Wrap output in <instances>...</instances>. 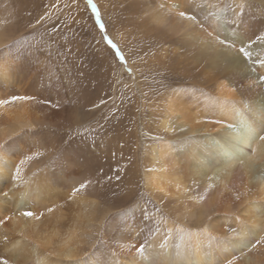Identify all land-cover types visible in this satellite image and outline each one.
<instances>
[{
    "label": "bare ground",
    "instance_id": "1",
    "mask_svg": "<svg viewBox=\"0 0 264 264\" xmlns=\"http://www.w3.org/2000/svg\"><path fill=\"white\" fill-rule=\"evenodd\" d=\"M161 1L162 6L157 0V7L152 9L149 2L143 0L146 14L155 26L173 33L178 43H185L186 48L190 49L188 54L191 59L198 61L194 67L182 68L181 72H186H183L185 75L182 77L187 76V72L193 68L202 66L213 84L211 95L188 89H178L169 94L168 107L158 125L161 141L149 147L152 148L154 169L146 178L147 186L161 195L162 199L167 198L162 194L176 196L181 202L182 211L175 216V222L168 219L151 222L144 215L134 223L131 217L135 221L137 216L133 211L118 215L109 224V229L114 225L116 228L106 232L109 240L107 246L113 250H104L105 256H99L96 249L87 258L77 262L74 259L78 257L80 249L76 239L84 241L85 235L77 236L74 230L59 234L55 228H49L45 232H37V240L30 246L33 263L21 264H83L84 260H88L89 264H149L136 252V248L145 240L149 244L145 255L150 258L151 264H226V256L235 258L238 264H264V259L259 258L260 255L264 257V244L256 248L248 245L241 251L232 231L239 230V223H243L247 226L249 237L264 235V140L260 139V136H264V83L259 80L260 76H264V67L256 63L258 59L264 58V44L253 43V60L247 64L239 63L226 46L215 41L212 44L203 43L207 34L179 16L181 11L196 15L207 33L239 46L240 37L247 36L255 40L258 29L264 27V0H229L234 6L231 9L222 8L218 0ZM74 2L81 6L79 11L73 7V15L82 27L91 16L82 10V2L71 0V3ZM7 11L8 5L0 0V99L39 95L37 102L34 99L17 101L0 107V143L12 145L8 155L0 153V191L8 193L7 198L0 197V219L11 216L10 220L0 225V234L14 236L11 245L20 252L23 245H27L24 239L32 237L34 230L30 227L32 218H25L19 212H35L30 205L39 206L37 215H43L36 218L35 227L41 219L57 217L60 209L55 206L56 195L68 184L78 187L83 179L72 177L77 175L74 169L71 172L67 170L66 158L48 163L50 157L45 165L38 166L40 146L35 140L29 139L27 130L35 122L53 124L62 120L64 111L59 105L61 92L58 88H63L65 83L61 77H58L59 82H55L52 78L55 75L51 76L50 70L41 71V64L37 62L39 58L33 60L23 49L10 45L13 21ZM102 14L105 15L104 12ZM98 46L103 54L106 53L105 45L100 43ZM253 68L255 70H251ZM131 70L129 72L135 76ZM161 70L166 77L160 78L176 82L174 73L179 75L175 72L179 70L170 67ZM166 71L172 74L167 77ZM92 97L97 103L103 104L96 95ZM125 102H120L118 106ZM125 106L120 107L123 109L109 108L114 116L125 121L119 126L123 131L129 127L126 115L130 112L125 110ZM242 122L253 129V134L243 140L239 138ZM229 124L233 125L232 129L227 127ZM111 128L105 131L110 134L107 156L124 157L127 150L123 147L127 143L122 141L120 143L124 146L115 148L116 141L121 139L114 137H119L121 133L120 129L116 130V124ZM11 133L17 135L4 141L7 134ZM225 141L235 145L228 159L217 147ZM29 149L34 159L24 165L21 180L13 185L10 175L15 171L14 165L18 163L19 157L12 153L28 152ZM86 191L80 192L79 206L91 215L95 202L87 197ZM8 201H14V205L8 204ZM65 204L69 205L64 200ZM15 233H19L20 237H15ZM210 237H218L219 240Z\"/></svg>",
    "mask_w": 264,
    "mask_h": 264
},
{
    "label": "rangeland",
    "instance_id": "2",
    "mask_svg": "<svg viewBox=\"0 0 264 264\" xmlns=\"http://www.w3.org/2000/svg\"><path fill=\"white\" fill-rule=\"evenodd\" d=\"M78 1L84 6V0ZM147 1L152 9L157 7V0ZM218 1L224 9L234 7L229 0ZM3 2L8 5L7 12L13 21L9 36L10 45L23 49L33 60L35 57L39 58L37 62L41 64V71L50 70L51 76L55 75L52 77L55 82H59L58 77H61L65 83L63 88H58L61 92L59 105L64 111L62 120L53 124L35 122L27 130L28 135L30 133L29 139L35 140L40 146L41 159L38 166L45 165L50 157L52 158L48 163L66 158L67 170L71 172L74 169L77 175L72 177L82 178L83 182H87L86 195L95 202V209L90 215L86 209L79 206L78 198L82 195L77 193L70 197L73 186L68 184L58 194L61 196L65 192L66 194L61 196L65 199H60L58 195L55 197V206L60 209L57 217L41 219L42 221L36 223V227V217H32L30 227L34 230L33 236L24 239V244L27 245H23V251L19 252L12 247L14 236L0 234V256L9 259L10 264L33 263L30 246L37 240V232L55 228L59 234L65 230H74L77 236L85 235L84 241L76 239L80 249L78 257L74 259L77 262L87 258L96 249L99 256H105L104 250H113L107 246L109 240L106 232L111 220L118 215L133 211L137 219L132 221L134 218L131 213L129 217L134 223L144 215L145 219L151 222L165 219L175 222V216L182 211L181 202L176 196L167 194H162L167 197L162 199L161 195L147 186L146 178L153 173L152 148L149 147L161 141L158 125L168 107L169 94L178 89L212 94L213 84L202 66L188 71V78L182 77L185 75L183 72L186 73L181 72L183 69L198 64V61H193L188 54L190 49L186 48L185 43L174 40L173 33L163 31L152 23L146 14L143 0H93L98 6L109 38L117 44L123 55L125 54L127 68L135 72L133 76L114 58L113 50H110L106 43L100 42L99 25L95 24L91 9L87 11V16L91 18L89 17L81 27L73 15V8L66 7L72 4L71 0ZM162 3L160 0L161 6ZM262 33L264 27L258 29L255 37ZM112 34L114 36H111ZM100 43L105 45L107 50L104 54L98 46ZM37 62L34 64L37 65ZM168 67L179 70L175 71L179 75L174 73L176 82H169L161 73L162 68ZM168 74L172 73H167V77ZM162 76L165 77L160 78ZM94 95L99 97L101 102H107L102 105L97 103L92 97ZM31 97H35L36 102L39 99L37 94H32ZM120 102L126 104L118 106ZM96 104L100 106L93 107ZM121 106H125V110L130 112L126 115L129 127L124 131L119 128L123 118L114 116L109 109H123ZM115 124L116 130L120 129L121 133L119 137H114L121 139L116 141L115 148L123 147L120 143L122 141L127 143L123 147L127 150L124 157L107 156L110 134L105 131L112 129L111 126ZM14 135L17 134H7L4 141ZM27 143L30 144V141ZM64 200L69 205H64ZM10 203L14 205V201H8V204ZM30 207L39 213V206L31 204ZM119 223L122 227V220ZM113 228H116L115 225L109 230ZM14 235L20 237L19 233ZM118 241L119 239L115 242ZM259 258L264 259L261 255ZM233 260L238 264L235 258Z\"/></svg>",
    "mask_w": 264,
    "mask_h": 264
},
{
    "label": "snow or ice",
    "instance_id": "3",
    "mask_svg": "<svg viewBox=\"0 0 264 264\" xmlns=\"http://www.w3.org/2000/svg\"><path fill=\"white\" fill-rule=\"evenodd\" d=\"M53 7H58V5H53ZM66 7L69 8L74 7L78 11L80 10V6L76 2L70 5H66ZM89 9H91V12L95 17V24L99 25L100 42L106 43V46L110 50H113L114 58H116L119 61L120 65L123 66L126 71H130V69L127 68V62L125 56L122 54L117 44L114 43L113 40L110 39L107 34V29L105 24L101 20V14L97 4L94 3L93 0H84L83 10L87 12ZM179 16L183 19L191 21L193 26L200 28L202 31H204L207 34L206 37L202 40L203 43L212 44L213 41H215L221 46H226L234 53V59L239 63L247 64V62H251L253 60V52L251 50L253 43L259 42L260 44H264V35H256L255 40H253L252 37H247V36L240 37L239 46H237V43L235 42H226V40L220 39L218 35L213 36L212 33H207V29L200 21L197 20L196 15L188 14L187 12L181 11L179 12ZM41 19H44V17H41ZM256 63H258L260 67H264V58L258 59ZM251 70H255V69L253 68ZM259 80L262 83H264V76H260ZM32 99H35V97L12 96L7 99H0V107L9 104H14L17 101H27ZM106 102L107 101H103V103ZM41 103H48V102L41 101ZM99 106H100L99 104H96L93 107H99ZM227 127L232 129L233 125L229 124L227 125ZM252 134H253V129L247 123L242 122L240 125L239 138L243 140L245 137L251 136ZM260 139L264 140V136H260ZM217 147L220 153L224 156V158L228 159L231 158L235 145L231 141H225L223 145H219ZM11 149H12V145L10 144L5 145L3 143H0V153L4 155H8ZM30 152L31 149H29L28 152L12 153L13 155H18L19 157L18 163L14 165L15 171L10 175V181L13 185H15L17 182L21 180V172L24 169V165L34 159L33 155L29 154ZM86 188H87V182H81L78 187H73L71 189L69 196L70 197L75 196L77 193L84 191ZM7 196H8L7 192L0 191V197L7 198ZM48 211L51 212L52 209L49 208ZM19 214L25 218L36 217L37 219H39L40 216L43 215V213H41L40 216H38L36 212H33L31 210L20 211ZM10 219L11 216H5L3 219H0V225L6 223L7 220ZM232 231L235 233L234 239L240 246L241 251H243V249L246 248L248 245H251L252 248H256L258 245L264 244V235H261L259 238L249 237L247 226L243 223H239V230L233 229ZM210 238L219 240L218 237H210ZM147 246H149V244L148 241L145 240L139 245V247L136 248V252L141 256L142 260L149 261V264H151L150 258L145 255ZM225 262L226 264H235V261L233 259L227 258V256L225 257ZM0 264H10V261L9 259L0 256ZM83 264H89V261L84 260Z\"/></svg>",
    "mask_w": 264,
    "mask_h": 264
}]
</instances>
